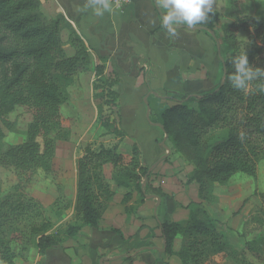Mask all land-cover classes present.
Here are the masks:
<instances>
[{
  "label": "trees",
  "instance_id": "obj_1",
  "mask_svg": "<svg viewBox=\"0 0 264 264\" xmlns=\"http://www.w3.org/2000/svg\"><path fill=\"white\" fill-rule=\"evenodd\" d=\"M230 15L235 16L221 26L222 35L217 37L214 32L216 52L222 60L216 86L201 96L188 94L182 100L166 97L173 105L151 120L161 126L172 149L192 165L189 180L198 185L200 200L209 197L207 184H225L237 172L255 177L257 162L264 158V77L251 81L244 90L234 89L227 79L234 72L232 57L243 52L252 68L264 69V19L234 11ZM217 20L218 14L212 11L201 24L214 31ZM63 28L69 31L66 43L71 54L64 49ZM240 31L246 32V42L238 41ZM101 62L94 65V75L105 89L99 93L103 101L96 109L105 134L113 135L116 141L108 145L92 141L84 146L76 160L73 221L63 234L51 233L52 223L40 203L32 197L22 198V192L37 171L51 174L56 141L70 135L60 106L68 99L67 87L73 85L76 75L89 70L91 58L83 40L62 16L49 19L42 13L40 0H0V140L5 137L3 127H10L8 116L15 106H24L32 114L25 139L0 152V166L13 169L17 178L13 189L19 192L0 201L1 264L25 259L32 244L43 256L48 248L74 237L82 227L96 228L114 195L103 173L107 163L112 165L115 185L128 189L123 202L133 192L144 200L143 180L149 170L141 163L140 149L134 144L130 154L119 153L118 143L125 136L120 115L117 121L101 116L103 104L114 107L117 101L113 89L117 80L104 74ZM189 103H197L198 109ZM260 198L264 213V193ZM185 208V222L159 223L165 255L177 256L180 264H216L225 258L246 264L199 202H190ZM10 215L27 219L14 221ZM178 235L186 243L174 251ZM244 245L251 255L262 259L252 242Z\"/></svg>",
  "mask_w": 264,
  "mask_h": 264
},
{
  "label": "crops",
  "instance_id": "obj_2",
  "mask_svg": "<svg viewBox=\"0 0 264 264\" xmlns=\"http://www.w3.org/2000/svg\"><path fill=\"white\" fill-rule=\"evenodd\" d=\"M230 1L214 0L213 11L218 14V21L222 13L226 17L237 9L245 15L255 12L257 0H243L235 9ZM85 3L86 0H40V8L49 19L62 16L85 43L90 58L96 57L95 64L102 60L104 74L117 80L113 86L117 92L114 108L118 99L127 97L126 93L134 94L136 99L151 95L161 101L167 100L166 94H175L182 100L188 94L197 95L214 85L222 61L216 52V38L211 35L215 27L210 31L202 24L179 25L175 26L176 34L170 35L160 22L165 10L158 6V0H133L121 9L112 6V13H105L102 17L94 16L90 9L87 12L76 11ZM229 21L230 18L224 20L221 26ZM68 34V28L60 32L64 49L68 47L70 52L65 51L71 54L72 48L66 43ZM139 60L144 63L139 65ZM142 65L145 67L140 69ZM117 66H125V73H119ZM156 66L157 72L152 73ZM120 87L124 92L118 91ZM82 104L77 103L76 109H81ZM130 104L124 103L126 107ZM123 108L118 112L121 129L125 132L123 119L126 113ZM136 110H132L135 115ZM150 125L156 126L158 133L152 135L148 142L142 143L125 132L118 143L119 153L130 154L134 144L141 151V163L149 170L143 186L144 200L140 201L137 193L133 192L124 203L123 197L128 189L115 185L112 165L107 163L103 166V173L114 195L98 226L82 227L77 235L48 248L43 256H39L32 244L26 258L18 259L16 264H180L177 256L164 254L159 223L163 220L185 222L188 217L186 205L200 200L198 185L186 184L185 157L172 149L159 124L152 122ZM126 138L131 140L121 149ZM235 175L244 176L246 181V185L236 186L240 196L244 198L252 194L255 186L253 182L249 184V178L253 177L237 172L230 180ZM75 195L76 177L70 189L72 203ZM125 207L129 210L126 211ZM179 240L178 235L173 242L174 251L181 247ZM224 260L228 258L219 261Z\"/></svg>",
  "mask_w": 264,
  "mask_h": 264
},
{
  "label": "rangeland",
  "instance_id": "obj_3",
  "mask_svg": "<svg viewBox=\"0 0 264 264\" xmlns=\"http://www.w3.org/2000/svg\"><path fill=\"white\" fill-rule=\"evenodd\" d=\"M242 1L243 0H231L230 3H232V7L235 6V9L238 6L237 3ZM255 6V12L250 16H258L260 19H264V1H255ZM233 11L236 14L245 15L238 9ZM221 16L214 26L216 29L214 32L217 37L222 35L221 24L224 20H228L229 18L233 20L235 15H233V17H231V15H226V17H224L222 13ZM214 32H212L211 35L216 38ZM237 36L238 41L246 42V32L240 31ZM208 39L211 41L210 38ZM65 50L70 52L69 48L66 46ZM96 61V57L91 56V66L89 70L78 73L73 85L67 87L69 97L66 102L60 106V111L64 124L70 130V135L66 140L56 141L51 174L37 171L30 184L26 186L22 192V198L27 199L32 197L40 203L45 216L52 223V228L48 231L51 233L58 232L59 234H63L67 224L73 221L74 210L73 203L70 200V189L74 177H76V160L81 155L84 146L92 141L102 142L108 145L114 143L115 140L113 135L105 134V130L100 125L98 119L96 106L103 101L98 96L99 93L105 89V86H100L96 82V77L93 72ZM143 63V60L138 61L139 65ZM124 67L125 66H117V69H120L119 73H125L126 68ZM144 67L145 66L142 65L140 69ZM156 69L157 66L152 69V73L157 72ZM220 77L221 67L213 83L214 85L210 90L216 86ZM157 81L160 82V79H157ZM118 91H120V93H122V91L124 92L122 87L118 88ZM207 91H202L197 95L201 96ZM126 95V98L118 99L115 108L103 104L101 116L102 118L109 117V119L117 121L120 115L117 110L124 107L123 112L126 113L123 119L125 132H127L130 137L138 138L142 143L148 142L152 135L158 133L156 126L150 125V123H152L151 120H156L160 112L167 106L173 105L174 102L169 99L160 101L155 97L153 98L151 95L145 96L144 98L139 96L138 99H136L137 97L134 94L126 93ZM168 96L175 98L180 97L175 94H166V97ZM144 101L148 103V115H146L147 107ZM79 102L83 104L82 108L78 110L76 109V105L77 103L79 104ZM124 103H131V106L126 107ZM188 105L191 108L198 109L197 103H189ZM127 109L131 110L128 111ZM133 109H137L136 115L134 111H132ZM147 116L149 121H147ZM31 119L32 114L30 110L24 106H15L8 116L10 127H3L5 137L0 140V152L25 139L26 129ZM130 140V138H126L121 143V149H124ZM192 168V165L186 159L187 185L195 183L189 180ZM243 177L244 176L235 175L225 184H207L206 189L208 191L206 192L209 197L196 202H199L200 208L217 221V228L226 236L230 246L240 254L246 264H264V213L260 211V195L264 193V158L257 162L256 176L253 177V179L249 178V184L253 182L255 190L252 194L249 193L246 197L244 196V198H242V195L240 196V192L236 191L237 184L244 183V185H246V181L243 180ZM16 182L17 178L13 169L0 166V201L7 195L14 193L19 194V192L13 189ZM144 185L145 179L143 180V186ZM187 189L188 187L186 190ZM193 209L196 210L197 208L193 207ZM10 219L21 221L27 218L24 216L15 217L14 215H10ZM246 241L253 243V246L257 248L261 254L262 259H258L251 255L245 248L244 244ZM178 243L179 245L186 243V239L180 236ZM204 264L212 263L211 261H207ZM216 264L238 263L228 258L227 261H217Z\"/></svg>",
  "mask_w": 264,
  "mask_h": 264
},
{
  "label": "clouds",
  "instance_id": "obj_4",
  "mask_svg": "<svg viewBox=\"0 0 264 264\" xmlns=\"http://www.w3.org/2000/svg\"><path fill=\"white\" fill-rule=\"evenodd\" d=\"M213 5L214 0H158V6L165 10L160 22L170 35H175V26L203 23L213 11ZM89 9L96 17L113 11L110 0H86L76 11L87 12ZM231 62L234 72L228 75L227 79L234 89L244 90L251 81L264 77V69L252 68L245 52L233 56Z\"/></svg>",
  "mask_w": 264,
  "mask_h": 264
},
{
  "label": "built area",
  "instance_id": "obj_5",
  "mask_svg": "<svg viewBox=\"0 0 264 264\" xmlns=\"http://www.w3.org/2000/svg\"><path fill=\"white\" fill-rule=\"evenodd\" d=\"M132 1L133 0H110V3L115 9H121L129 5Z\"/></svg>",
  "mask_w": 264,
  "mask_h": 264
},
{
  "label": "water",
  "instance_id": "obj_6",
  "mask_svg": "<svg viewBox=\"0 0 264 264\" xmlns=\"http://www.w3.org/2000/svg\"><path fill=\"white\" fill-rule=\"evenodd\" d=\"M220 60H221V57H220ZM144 104H145L146 107H147V115H148L149 108H148V103H147V101H144ZM147 121H149L148 116H147Z\"/></svg>",
  "mask_w": 264,
  "mask_h": 264
}]
</instances>
